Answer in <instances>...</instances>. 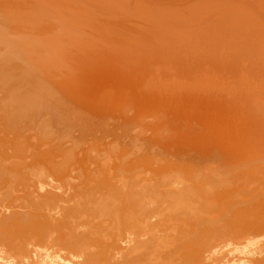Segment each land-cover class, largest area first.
Instances as JSON below:
<instances>
[{
    "label": "rangeland",
    "instance_id": "374dc122",
    "mask_svg": "<svg viewBox=\"0 0 264 264\" xmlns=\"http://www.w3.org/2000/svg\"><path fill=\"white\" fill-rule=\"evenodd\" d=\"M60 1L0 0V99L5 101L19 99L18 103L21 101L23 103L22 99L28 101L30 98V106L31 101L35 99L33 102L37 103L32 102L34 109L31 108L32 106L29 107L26 106L28 104L24 105L22 103L20 104L24 107L21 105L20 107L21 109L30 108V111L38 112L31 113V117L35 115L34 118H31L32 121L35 120L33 124L30 123L31 120L29 122V117L24 116V112L22 115H17V118L11 114L14 118L10 120L11 111L7 109L8 111L5 112L4 106L2 108L0 105V109H5L4 114L0 112V115H4V118L8 117L6 119H9H3L2 122L0 120V148H11L13 145L14 147L21 146L20 148L16 147V149L22 150V148H25V150L23 149L25 153L27 150H29L27 153L33 150H30V148L38 150L40 148L45 150L50 148L51 152L55 148V153L59 148L58 150L62 153L58 155V158L60 156L59 161H56V158L54 160V156L59 154L56 151L57 153L53 154L54 161L51 160L50 163L55 161L59 163L67 157L69 152L72 154L74 148L73 153L76 155L73 157L74 154H72L70 156L72 157L71 160H68L69 157H67L69 162L66 159V161L63 160L65 163L60 162L67 168L62 169L63 166L58 165L62 170H65L64 172L71 169V172L68 171L69 175L66 174L67 172L65 175L70 178L67 177V179L71 180L73 178L72 181L76 182L70 183L71 181H66L64 177H58V175L53 177L54 173L47 170L50 163H47L48 160H43V156H41L42 159L39 158L38 160H43L45 164L43 161L39 163L38 160L37 163H32L33 168H35L34 164L40 167L38 168L39 174L36 168L31 167L33 170H31L32 177L35 176L33 179L35 178L34 181L36 182L44 179L47 181V179L53 177V180L51 178L49 180H52L55 184L59 183L62 187H67V183V185L70 184L69 186L72 184V186L77 185L75 187L80 186L82 191L89 189L84 194L85 197H88L87 194H89V198H95L91 195L96 192V187H101L102 178L106 176L109 178L113 175L116 179L121 176L120 178L127 181L129 179H127V175L131 174L128 171L132 172V177L129 176L131 180L134 177L135 169H140V174L137 171L139 176H135L142 181V185L144 184L143 190L146 187L149 188L150 185H152V189L155 186L153 189L156 190L155 192L151 190V193H149L148 190L151 189V186L147 192H142L146 196L145 200L149 196L147 193L152 195L147 200L152 202L153 209L158 204L160 208L166 207V210L169 207L173 210L176 205H179L175 211H178L179 214L184 210L180 214L183 213L185 217L190 216L188 218L193 220L197 217L196 220H203L204 223L208 221L211 223L214 218V220L217 219L216 222H218L219 228H221L220 224L226 226L227 223L230 226L235 222L234 224H237L236 226L240 228L237 232L240 233L239 238L238 234V237L235 235L238 227L235 225L232 228L231 226L227 228L228 225L225 227L228 230L235 231H232L234 233L232 235L235 236L237 241L234 237H229V234L232 236L231 231L227 229L225 231V228L221 229L223 233L227 232L225 234H228V238L225 236L227 240L224 239L222 243L220 241L224 238V234L219 230L215 221V224L214 222L212 224L208 222L203 226V221L200 225L199 220H190L192 225L194 224L192 227L195 226V222L196 224L199 223L195 226L196 231H200L198 227L203 226L200 232L197 231V236L194 233L189 235L191 239L198 237L199 234V237L202 236L201 238L198 237L202 243H200V240L197 242L198 239L195 240L194 238V244L198 243L195 244L196 248H202L201 246L209 237L208 243L211 242V245L209 246L207 241L205 244L208 245L206 247L212 250L206 248V256L209 257V254L213 253L212 255H217L216 259L220 257L218 255L221 254V251H224V255L231 256L229 258L224 257V259L229 260L227 264L234 260V257L235 262L232 261V263L240 264L241 261L242 264L246 261L248 263V260H250L248 258L255 256V253L253 255L252 253L259 248L257 243L264 242V233L256 231L255 227L250 228L254 230H252L253 232L248 233L247 231L249 230L247 227H250L252 223H264L262 218L264 217V0ZM58 2L61 6L58 5ZM96 3L99 4V7ZM69 5L71 7H67ZM34 7L36 8L34 9ZM10 10L11 12H9ZM110 12L113 13L110 14ZM12 18L13 21H9ZM43 26L44 28H42ZM16 28L21 29L18 32ZM22 50L24 51L22 52ZM19 91L21 92L19 93ZM17 93L19 97L16 96ZM38 96H40V99ZM44 97H46V100ZM49 97L51 99H48ZM2 100H0V104L3 102ZM15 102L13 100L12 103L9 101L4 103L13 104L17 110L12 106L13 109L11 105L6 106L13 109L12 112L14 110L19 112L20 108L16 106L19 104ZM37 104L42 106H38L41 109H37V106H35ZM5 113H7V116ZM27 115L29 116L30 112ZM23 126L25 129L20 128ZM19 132H22L20 136ZM9 134L11 135L8 137ZM224 138L228 139L222 141ZM60 148L64 149L63 152L66 148L69 150L72 148V151L67 152L66 150L67 153L64 154L65 152L63 153ZM77 148H79V151H77L79 154L76 152ZM86 148L89 153L86 152ZM88 148L93 149L92 152ZM99 150H103L102 155ZM109 150H111V154L108 153ZM115 150H117V153ZM118 151H121L120 154ZM85 153H87L86 158ZM113 153L119 155L115 156L116 154ZM123 156H126V158ZM102 157L104 159L109 158L110 163L107 159H105L108 161L106 163L104 160L102 161ZM118 157L120 160H117ZM73 158L77 159L78 163L81 160L79 164L82 163V159L83 163L85 160V163L81 164L82 166L78 165ZM121 158L123 159L121 160ZM136 158L137 161H135ZM223 159H225V162ZM71 161L76 162L75 165ZM87 164H91V167H87ZM135 164L136 168H130ZM41 166L44 168L41 169ZM82 167L83 170H81ZM121 167L122 169L124 167V170L127 167V173L123 170L125 174H122ZM73 168H76L77 171ZM93 168L95 171H92ZM97 169L101 170L100 174ZM42 170H45L43 172L46 173V176ZM73 170L76 172L74 171V173ZM86 170L87 172H85ZM88 170L92 176L89 175ZM78 171L83 172L82 177H87V183L84 177L79 176L81 173L78 174ZM72 173H74V176L71 175ZM94 173H97V176ZM75 176L76 178H74ZM78 176L80 180L77 179ZM111 177L109 180H111ZM99 178L101 180L100 185L96 186V181H99ZM114 178H112L113 181ZM57 179L59 180L57 181ZM93 179H96L95 182ZM49 180L48 182H50ZM81 180L84 182L82 183ZM117 181L115 180L113 183ZM48 182L41 183L47 187L48 184L46 183ZM52 182L49 184H52ZM92 183L93 185H91ZM94 184L96 187H94ZM69 186L68 188H72ZM92 186L95 190L91 188ZM99 187L97 190L102 191ZM90 189L94 191L92 192ZM247 189L248 191H246ZM182 191L184 192L181 193ZM104 192L105 190L96 193L103 194ZM174 192L177 194H174ZM99 194L98 197H101L102 195ZM174 195H177V197ZM178 195L180 196L178 197ZM182 196L185 200L182 199ZM0 197V205L3 204V207L7 202H10L11 205H15L17 202L20 204L16 198L11 199L13 203L10 198L6 197L5 200V197ZM242 198L246 200L244 201ZM172 199L175 202H172ZM3 200L5 201L3 202ZM163 200H167L164 205ZM169 200L171 203L168 204ZM161 205L164 207H161ZM157 208L159 209V206L154 210L156 211ZM192 211L199 215L196 216L194 213L191 215L190 212ZM221 211L229 218L227 219ZM201 214L204 216L202 217ZM193 215L196 217L192 218ZM245 216H248V218ZM224 217L226 220H224ZM259 217L262 221H259ZM221 218L226 223L221 221ZM234 219L235 221L232 222ZM227 220H229V223ZM254 220L257 221L254 222ZM251 221L252 223H250ZM207 225L210 228L209 232ZM195 227L194 229L191 228L192 232H196ZM204 227L207 228L209 234L212 230L210 236ZM234 227L236 229H233ZM214 231L221 233L222 238L221 235H216ZM247 233L251 235V238L248 237ZM242 234L245 236L244 239L248 240L241 241L243 240L241 238L244 237ZM203 236L204 238L208 237L204 239ZM214 236H219L220 239L217 237L218 242L217 238L212 240ZM252 236L254 237L252 238ZM249 238L250 243L248 242ZM239 239L241 242H239ZM192 241L190 240L192 243H190V246L194 248ZM212 243L216 245L213 244L212 246ZM261 245L259 250H261ZM202 251L204 250L202 249ZM225 251L228 253L226 254ZM212 255L211 258L207 257L209 262L212 261V264L213 262L214 264H223L226 261V259H222L223 253L222 258H219L222 259L223 263L217 259L216 261ZM241 256L242 258H240ZM238 259L239 261H236ZM208 261L207 263L211 264Z\"/></svg>",
    "mask_w": 264,
    "mask_h": 264
},
{
    "label": "bare ground",
    "instance_id": "6f19581e",
    "mask_svg": "<svg viewBox=\"0 0 264 264\" xmlns=\"http://www.w3.org/2000/svg\"><path fill=\"white\" fill-rule=\"evenodd\" d=\"M30 0H28L29 2ZM45 1V0H44ZM62 1V0H61ZM60 1V2H61ZM108 1V0H107ZM113 1V0H112ZM16 2V1H15ZM18 2V1H17ZM33 2V1H32ZM43 2V0H42ZM49 2V0H48ZM52 2V1H50ZM56 2V1H55ZM87 2V1H86ZM100 2V0H99ZM118 2V1H117ZM2 3V2H1ZM24 3V2H23ZM34 3V2H33ZM32 3V4H33ZM38 3V2H37ZM36 3V4H37ZM46 3V2H45ZM68 3V2H67ZM79 3V2H78ZM84 3V2H82ZM108 3V2H107ZM120 3V2H119ZM118 3V4H119ZM31 4V2H30ZM50 4V3H49ZM57 4V3H56ZM81 4V3H80ZM91 4V3H90ZM97 4V3H96ZM105 4V3H103ZM110 4V3H109ZM116 4V3H115ZM114 4V6H115ZM25 5H26V2H25ZM34 5V4H33ZM32 5V6H33ZM47 5V4H46ZM58 5L59 2H58ZM82 5V4H81ZM85 5V3H84ZM99 4H97L98 6ZM101 5V4H100ZM117 5V4H116ZM10 6V5H9ZM13 6V5H12ZM19 6V5H18ZM23 6V5H22ZM27 6V5H26ZM37 6V5H36ZM61 6V5H60ZM63 6V4H62ZM75 6V4H74ZM11 7V6H10ZM21 7V6H19ZM66 7V5H65ZM67 7H71L70 5L67 6ZM93 7V6H92ZM96 7V6H95ZM99 7V6H98ZM101 7V6H100ZM32 8V7H31ZM36 7H34L35 9ZM76 8V7H75ZM82 8V6H81ZM89 8V6H88ZM106 8V7H105ZM116 8V6H115ZM1 9V8H0ZM42 9V8H41ZM54 9V8H53ZM65 9V8H64ZM103 9V8H102ZM110 9V8H108ZM6 10V9H5ZM9 10V9H8ZM17 10V9H16ZM22 10V9H20ZM24 10V9H23ZM27 10V8H26ZM32 10V9H31ZM39 10V9H38ZM37 10V11H38ZM75 10V9H74ZM73 10V12H74ZM81 10V9H80ZM87 10V9H86ZM117 10V9H116ZM120 10V9H119ZM1 11V10H0ZM41 11V10H40ZM43 11V10H42ZM41 11V12H42ZM60 11V10H59ZM64 11V10H63ZM96 11V10H95ZM98 11V10H97ZM103 11V10H102ZM112 11V10H111ZM3 12V10H2ZM1 12V14H3ZM11 12V10L9 11ZM26 12V11H25ZM79 12V11H78ZM83 12V11H82ZM107 12V11H106ZM114 12V10H113ZM112 12V13H113ZM19 13V12H18ZM28 13V12H27ZM80 13V12H79ZM110 12V14H112ZM10 14V13H9ZM30 14V12H29ZM69 14V13H68ZM109 14V13H108ZM124 14V13H123ZM57 15V14H56ZM74 15V14H73ZM32 16V15H31ZM36 17V15H34ZM42 16V15H41ZM21 17V16H20ZM33 17V16H32ZM59 18V16H57ZM75 17V15H74ZM15 18V17H14ZM38 18V17H37ZM44 18V17H43ZM72 18V17H71ZM80 18V17H79ZM109 18V17H108ZM41 19V17H40ZM89 19V18H88ZM122 19V18H121ZM4 20V19H3ZM2 20V21H3ZM29 20V18H28ZM34 20V18H33ZM43 20V19H42ZM41 20V21H42ZM51 20V19H50ZM98 20V19H97ZM1 21V20H0ZM9 21H13V18L12 20H9ZM20 21V20H19ZM36 21V20H35ZM38 21V20H37ZM102 21V20H101ZM115 21V20H114ZM5 22V21H3ZM40 22V21H39ZM8 23V22H7ZM29 23V22H28ZM46 23V21H45ZM45 23H43L45 25ZM67 23V22H66ZM82 23V22H81ZM6 24V23H5ZM27 24V23H26ZM40 24V23H39ZM48 24V23H47ZM13 25V24H12ZM17 25V24H16ZM90 25V24H89ZM127 25V24H126ZM38 26V25H37ZM5 27V26H4ZM8 27V26H7ZM14 27V26H13ZM80 27V26H79ZM6 28V27H5ZM12 28V27H11ZM44 28V26L42 27ZM49 28V27H48ZM1 29V28H0ZM18 30V28H16ZM21 29V28H20ZM20 29L18 30V32L20 31ZM32 30V29H31ZM104 30V29H103ZM23 31V30H22ZM30 31V30H29ZM40 31V30H38ZM37 31V32H38ZM42 31V30H41ZM50 31V30H49ZM5 32V31H4ZM10 32V31H8ZM47 32V31H46ZM2 33H3V30H2ZM36 33V32H35ZM110 33V32H109ZM115 33V32H114ZM22 34V33H21ZM26 34V33H25ZM37 34V33H36ZM39 34V33H38ZM41 34V33H40ZM5 35V34H4ZM13 35V34H12ZM11 35V36H12ZM30 35V34H29ZM35 35V34H34ZM33 35V36H34ZM3 36V35H2ZM6 36V35H5ZM28 36V35H27ZM17 37V36H16ZM22 37V36H21ZM11 38V37H9ZM13 38V37H12ZM9 40V39H8ZM11 41V40H10ZM14 41V40H13ZM9 42V41H8ZM23 42H24V39H23ZM14 43V42H13ZM40 43V42H39ZM1 44V43H0ZM24 44V43H23ZM63 45V44H62ZM27 46V45H26ZM25 47V46H24ZM32 48V47H31ZM53 49V48H52ZM25 50V49H24ZM22 50V52L24 51ZM46 50V49H45ZM28 51V50H27ZM53 51V50H52ZM13 52V51H12ZM21 52V51H20ZM39 53V52H38ZM41 53V52H40ZM9 55V54H8ZM32 68V67H31ZM232 73V72H231ZM41 78V77H40ZM50 81V80H49ZM37 83V81H36ZM42 83V82H41ZM37 86V85H36ZM56 86V84H55ZM54 86V87H55ZM38 87V86H37ZM53 87V86H52ZM60 88V86H58ZM40 88V87H39ZM58 89V88H57ZM15 90V89H14ZM28 90V89H27ZM37 90V89H36ZM43 90V89H42ZM53 90V89H52ZM55 90V89H54ZM32 91V90H31ZM34 91V90H33ZM46 91V90H45ZM49 91V90H48ZM65 91V90H64ZM181 91V90H180ZM3 92V91H2ZM21 91H19L20 93ZM86 92V91H85ZM14 93H16L14 91ZM54 93V92H53ZM68 93V92H67ZM48 94V93H46ZM51 94V93H50ZM55 94V93H54ZM53 94V95H54ZM8 95V94H7ZM10 95V94H9ZM20 95V94H19ZM41 95V94H39ZM14 96V95H13ZM16 96H18V93L16 94ZM42 96V95H41ZM49 96V94H48ZM46 96V97H48ZM56 96V95H55ZM6 97V96H5ZM10 97V96H8ZM19 97V96H18ZM17 97V98H18ZM26 97V95H25ZM34 97V96H33ZM36 97V96H35ZM39 99H40V96H38ZM46 97L45 100H46ZM165 97V96H164ZM198 97V96H197ZM15 98V97H14ZM42 98V97H41ZM53 98V97H52ZM56 98V97H55ZM58 98V97H57ZM86 98V97H85ZM4 99V98H3ZM6 99V98H5ZM30 99V98H29ZM28 99V101H26V99H22L24 102L22 103V101L20 103L26 105V106H29L31 107L32 106V102L35 101V99H31V106L29 105V102L30 100ZM38 98H36V100L39 101ZM43 99V98H42ZM48 99H51L50 97ZM66 99V98H65ZM209 99V98H208ZM2 100V99H0ZM15 100L16 104H19V105H16L18 106L20 109H19V112L16 111L17 108L13 105V104H10L12 103V101ZM44 100V102H45ZM89 100V98H88ZM99 100V99H98ZM3 102H1V107L4 106V108L6 109L5 112H7L8 110L11 111L10 115H9V119L11 120L12 116L16 117L17 118V115H22V113L24 112V116L26 118L29 119V122L31 120L30 123L33 124V120L31 118H34L35 115H33V117H31V113H38L37 111H30V108L29 109H21L20 107V103L19 102V99H10L8 100L10 103L9 105H11V107H15L16 110L15 113L12 112V110L14 109H9V105L8 103L5 104L4 102H8L7 100H2ZM42 101V100H41ZM70 101V100H69ZM72 101V100H71ZM78 101V100H77ZM180 101V100H179ZM199 101V100H198ZM28 102V103H26ZM49 102V101H48ZM64 102V101H62ZM81 102V101H80ZM99 102V101H98ZM97 102V103H98ZM170 102V101H169ZM172 102V101H171ZM219 102V101H218ZM34 103V102H33ZM37 103V102H36ZM34 103V104H36ZM54 103V102H53ZM75 103V102H73ZM5 104V105H4ZM40 104V103H39ZM39 104L35 105L37 106V109H41V108H38L39 107H42L40 106ZM43 104V103H42ZM52 104V103H51ZM213 104V103H212ZM8 105V106H6ZM24 105H21L24 107ZM66 105V104H65ZM80 105V104H79ZM158 105V104H157ZM6 106V107H5ZM34 106V105H33ZM33 106L31 107L32 109ZM100 106V105H99ZM162 106V105H161ZM0 107V108H1ZM8 107V108H7ZM22 107V108H23ZM59 107H60V104H59ZM63 107V106H62ZM3 108V107H2ZM26 108V107H25ZM80 108V107H79ZM180 108V107H179ZM5 109H0V112L4 114V110ZM8 109V110H7ZM45 109V107H44ZM110 109V108H109ZM172 109V108H171ZM23 110V111H22ZM28 110V111H27ZM88 110V109H87ZM129 110V109H128ZM168 110V109H167ZM3 111V112H2ZM26 111V112H25ZM102 111V110H101ZM230 111V110H229ZM16 112H18L16 114ZM28 112V113H27ZM30 112V115L28 116L27 114H29ZM58 112V111H57ZM64 112V111H63ZM20 113V114H19ZM139 113V111H138ZM180 113V112H179ZM11 114H13L11 116ZM93 114V113H92ZM5 115L7 116V113H5ZM68 115V114H67ZM74 115V114H73ZM77 115V114H76ZM5 116V117H6ZM2 117V119H1ZM13 117V118H14ZM21 117V116H20ZM23 117V116H22ZM42 117V116H41ZM44 117V116H43ZM73 117V116H72ZM140 117V116H139ZM8 118V117H6ZM4 118V115H0V120L2 122L3 119L5 120H9V119H6ZM12 118V119H13ZM15 118V119H16ZM19 118V117H18ZM56 118V117H55ZM69 118V117H68ZM67 118V119H68ZM233 118V117H232ZM42 119V118H41ZM22 120V119H21ZM40 120V119H39ZM38 120V121H39ZM44 120V119H43ZM65 120V119H64ZM72 120V119H70ZM69 120V121H70ZM126 120V119H125ZM180 120V119H179ZM4 121V120H3ZM28 121V120H27ZM37 121V122H38ZM42 121V120H41ZM46 121V120H45ZM81 121V120H80ZM9 122V121H8ZM13 122V120H12ZM36 122V123H37ZM139 122V121H138ZM211 122V121H210ZM23 123V122H22ZM39 124H41L40 122H38ZM43 123V121H42ZM178 123V122H177ZM205 123V122H204ZM209 123V122H208ZM234 123V122H233ZM9 124V123H7ZM203 124V123H202ZM213 124V123H212ZM155 125V124H154ZM19 126V125H18ZM21 126V125H20ZM32 126V125H31ZM46 126V125H45ZM234 126V125H233ZM1 127V126H0ZM35 127V126H34ZM229 127V126H228ZM8 128V127H7ZM11 128V127H10ZM9 128V130H10ZM20 128H24L23 127H20ZM38 128V127H37ZM132 128V127H131ZM25 129V128H24ZM46 129V128H45ZM49 129V128H48ZM215 129V128H214ZM219 129V128H218ZM20 130V129H19ZM42 130V129H41ZM126 130V129H125ZM134 130V129H133ZM203 130V129H202ZM221 130V129H220ZM28 131V130H27ZM31 131V130H29ZM38 131V130H37ZM13 132V131H12ZM22 132H24L22 130ZM22 132H19V136L21 135ZM41 132V131H40ZM148 132V131H147ZM150 132V131H149ZM152 132V131H151ZM219 132V131H218ZM222 132V131H221ZM4 133V132H3ZM11 133V132H10ZM16 133V132H15ZM111 133V132H110ZM14 134V133H13ZM26 134V133H25ZM202 134V133H201ZM224 134V133H223ZM226 134V133H225ZM11 134L8 135V137L10 136ZM27 135V134H26ZM29 135V134H28ZM47 135V134H46ZM220 135V133H219ZM230 135V134H229ZM262 135V134H261ZM3 136V135H2ZM223 136V135H221ZM264 136V134H263ZM237 137V136H236ZM257 137V136H256ZM6 138V137H5ZM23 138V137H21ZM217 138V137H216ZM241 138V137H240ZM259 138V137H258ZM44 139V138H43ZM98 139V138H97ZM102 139V138H101ZM100 139V140H101ZM220 139V138H219ZM226 138L222 139L225 140ZM228 139V138H227ZM226 139V140H227ZM230 139V138H229ZM234 139V138H233ZM9 140V139H8ZM5 141V140H4ZM221 141V142H222ZM240 141V140H239ZM262 141V140H261ZM43 142V141H42ZM56 142V141H55ZM169 142V141H168ZM201 142V141H200ZM225 142V141H224ZM232 142V141H231ZM260 142V141H259ZM9 143H10V140H9ZM12 143V142H11ZM89 143V142H88ZM206 143V142H205ZM217 143V142H216ZM264 143V142H263ZM7 144V143H6ZM204 144V143H203ZM213 144V143H212ZM2 145V144H1ZM11 145V144H10ZM87 145V144H86ZM161 145V144H160ZM239 145V144H238ZM16 146V145H15ZM24 146V145H23ZM40 146V145H39ZM131 146V145H130ZM223 146V145H222ZM226 146V145H225ZM264 146V145H263ZM3 147V146H2ZM17 147V146H16ZM16 147H5V148H0V196H3L5 197V200H6V197L10 200L13 199V198H16L18 199L17 201L20 202V204L17 202L15 205H11L10 202H7L6 204H4L5 206L3 207V204H1V208H0V264H206L207 261H208V258L213 254H209V257L206 256L205 254L207 253L206 252V248H209V247H206L208 246L207 244H205V242L207 241V243L209 242L210 238L207 237L203 238L204 239H207L203 244L205 245H200L202 248H196V245L195 244H198V243H195L194 244V238L191 239V236L190 233H194L195 236H197L199 230L196 231V225H200L202 224V221L203 220H199V223L196 224L195 222V231L196 232H192L191 228L194 229V227H192V220L191 218H188V217H185L182 214H180L181 212H179L178 214V211H175V209L178 208V206L176 205V208L175 209H170L171 207H169V209L166 210V207L165 208H160V205L158 204L159 206V209L157 208L156 211L154 210L156 207H158L157 205L154 206L155 208L153 209V205H152V202L150 200H147L148 197H150L151 194V190L154 191L153 189L155 188L154 184V188L152 189V185L151 186V189H150V186L149 188L146 187V189L143 190L144 188V184L142 185L141 184V180L140 179H137L136 176H139L138 175V172L140 174V169L136 170L135 169V174H134V177L133 179L130 180V177L132 172H129L127 169V167H125L126 169L124 170V167L122 169V167L120 169H122L121 171L123 172L122 174H125L127 173H131L130 175H125V178L127 177V181L123 180V178H120L119 176L116 178H114V176L112 175L111 177V180L113 181L112 178H114L115 180H118L117 182L113 183V182H110L111 180H109V178L104 177L102 178V184H101V187L98 186V184L100 185V178H99V181H96V186H98L99 188H101L100 190L102 191H99L97 190L98 187L95 186L94 184V187H96V190L93 188V186L91 187L92 189H94L96 192H103L105 190V192L103 194H99V193H96L94 192V194H92L91 196H94L95 198L93 197H90L89 198V194L88 197H85L84 194H86L85 192H88L89 189H87L86 191H82V188L80 187H75V186H69L67 185L66 183V186L67 187H62L61 185L58 184H55L52 182V180L54 179L53 177L55 175H58V177H64L66 179V181H71L70 183H74L76 181H72L69 180L70 178L67 176L69 175L68 174V171L70 170V172L72 171L71 169H68L69 170H66V172H64L65 170H62L65 166H63L62 164L65 163L63 160H67V157L68 160H71L72 157V154L73 157L76 155L75 153H73L75 150L74 148L72 149L73 152L71 154V152L69 151H72L71 149H67V152L68 155L66 158L62 159L61 161L63 162H56V161H59L58 159V155H61L62 153H60L61 151H59L58 149L56 151H58L59 154H56L57 153L55 151L54 153V150L55 148L52 150V152L47 148L46 150L44 148H40V150L38 149H35V148H30L33 149L31 150L29 153H27V150L26 153L24 152L25 148H22V150L20 149H16ZM19 147V146H18ZM17 147V148H18ZM21 147V146H20ZM19 147V148H20ZM74 147V146H73ZM221 147V146H220ZM230 147V145H229ZM246 147V146H245ZM132 148V147H131ZM143 148V147H142ZM233 148V147H232ZM24 149V150H23ZM29 149V147H28ZM42 149V150H41ZM44 149V150H43ZM62 148H60L61 150ZM83 149V148H82ZM88 149H91V148H88ZM98 149V148H97ZM96 149V150H97ZM101 149V148H100ZM105 149V148H104ZM103 149V150H104ZM108 149V148H107ZM116 149V148H115ZM139 149V148H138ZM217 149V148H216ZM64 149H62V152H63ZM66 150L63 152L64 154H66ZM87 150V148H86ZM93 149L90 150V152H92ZM95 150V148H94ZM102 150V151H103ZM121 150V148H120ZM166 150V149H165ZM173 150V149H172ZM33 151V152H32ZM79 151V148L76 149V152ZM102 151L99 150V152L101 153L102 155ZM111 150L108 151L109 154ZM116 153H117V150H115ZM123 151V150H122ZM84 152V151H83ZM86 152L89 153V150H87ZM119 152V151H118ZM121 152V151H120ZM119 152V154H120ZM195 152V151H194ZM79 154V152H77ZM116 153H113V154H116ZM165 153V152H164ZM219 153V152H218ZM217 153V154H218ZM57 156V157H55ZM77 154V155H78ZM82 154V153H80ZM86 154L85 153V158H86ZM119 154H116L115 156L119 155ZM131 154V153H130ZM135 154V153H134ZM174 154V153H173ZM83 155V154H82ZM106 155V154H105ZM41 156H43V160L45 161H49L47 163H50V161H54L56 160L55 162L53 163H50L48 166H49V169H47L46 167H48L46 165V169L49 170V171H52L54 173L53 177L50 178L52 180H49L50 178L49 177H46V178H49L47 179H44V180H41V181H38L40 182V184H38V182L34 181L33 176L32 177V173H31V167L33 168V164L32 163H37V160L39 158H41ZM53 156H54V160H53ZM66 156V155H65ZM111 156V155H110ZM223 156V155H222ZM63 157V155H62ZM61 157V158H62ZM77 157V156H76ZM75 157V158H76ZM82 157V156H81ZM92 157V156H91ZM106 157V156H105ZM120 157V156H119ZM118 157L117 160H120ZM124 157V156H123ZM130 158H132L131 156H129ZM134 157V156H133ZM236 157V156H235ZM253 157V156H252ZM56 158V159H55ZM71 158V159H70ZM73 158V159H75ZM79 158H80V155H79ZM78 158V159H79ZM83 158V157H82ZM83 158V159H85ZM103 158V157H102ZM112 158V156H111ZM126 158V156L124 157ZM135 158V157H134ZM220 158V157H219ZM229 158V157H228ZM42 159V158H41ZM83 159H82V163L81 164H84L85 163V160H84V163H83ZM107 159V158H105ZM104 158L102 159V161L104 160L105 163L108 162L110 163V160L109 158L107 159L108 161H106ZM123 158H121L122 160ZM152 159V158H151ZM41 160V161H43ZM65 160V161H66ZM67 160V162H69ZM76 162L78 161L77 159H75ZM73 160V161H75ZM128 160V159H127ZM224 162H225V159H223ZM39 161V160H38ZM39 161V163L41 162ZM71 161V162H73ZM81 160H79V163H80ZM90 161V160H88ZM101 161V160H100ZM116 161V160H115ZM126 161V160H125ZM137 161V158L136 160ZM162 161V160H161ZM165 161V160H164ZM212 161V160H211ZM75 162V163H76ZM98 162V161H97ZM120 162V161H119ZM118 162V163H119ZM182 162V161H181ZM44 163V161H43ZM74 163V162H73ZM74 163V165H75ZM78 163V162H77ZM78 165H81L79 164ZM91 163V162H90ZM45 164V163H44ZM58 164H61L60 166H63L62 169L61 167L58 165ZM102 164V162H101ZM100 164V165H101ZM115 164V163H114ZM113 164V165H114ZM138 164V163H137ZM202 164V163H201ZM204 164V163H203ZM213 164V163H212ZM32 165V166H31ZM41 165V164H40ZM69 165V164H68ZM77 165V164H76ZM86 165V164H85ZM88 166L87 167H91V164H87ZM90 165V166H89ZM125 165V164H123ZM127 165V163H126ZM39 166V165H38ZM37 164L35 166L34 164V167L37 169V172L39 174V171H38V167ZM44 166V165H43ZM82 166V165H81ZM80 166V167H81ZM96 166V165H95ZM94 166V168H95ZM119 166V165H118ZM121 166V165H120ZM138 166V165H137ZM150 166V165H149ZM196 166V165H195ZM205 166V165H204ZM213 166V165H212ZM256 166V165H255ZM72 167V166H70ZM86 169H88L86 166H84ZM97 167V166H96ZM108 167V166H107ZM112 167V165H111ZM111 167H108L109 169ZM136 168V164L135 166H130V168ZM247 167V166H246ZM33 168V169H35ZM44 168V167H43ZM42 166H41V169H43ZM67 168V167H65ZM77 168V167H76ZM76 168H73V169H76ZM93 168V169H94ZM104 168V167H103ZM113 168V167H112ZM111 168V169H112ZM117 168V167H116ZM129 168V170L131 171V169ZM133 168V169H134ZM139 168V167H138ZM253 168V167H252ZM263 168V167H262ZM40 169V170H41ZM92 171H95V169ZM107 169V168H106ZM148 169V168H147ZM81 170H83V167L81 168ZM90 170V169H89ZM88 170V173H90V171ZM115 170V169H113ZM117 170V169H116ZM119 170V169H118ZM125 173H124V171ZM170 170V169H169ZM206 170V169H205ZM257 170H259L257 168ZM33 171V170H32ZM36 171V170H35ZM45 171V170H42V172ZM75 170H73L74 172ZM77 171V169H76ZM75 171V172H76ZM97 171L99 172L100 174V171L97 169ZM120 171V170H119ZM118 171V172H119ZM121 171L119 172L121 174ZM138 171V172H137ZM168 171V170H167ZM186 171V170H185ZM195 171V170H194ZM215 171V170H214ZM36 172V173H37ZM40 172V173H42ZM69 172V173H70ZM74 172V173H75ZM87 172V170L85 171ZM146 172V171H144ZM149 172V171H148ZM169 172V171H168ZM171 172V171H170ZM45 173V172H43ZM42 173V174H43ZM65 173L67 175H65ZM74 173H72L71 175H73ZM78 174H80L81 172L78 171L77 172ZM83 173V172H82ZM80 174L79 176L82 177L81 175L83 174ZM250 173V172H249ZM259 173V172H258ZM41 174V175H42ZM51 174V173H50ZM76 174V175H78ZM97 174V173H96ZM94 173V175H96ZM98 174V175H99ZM117 174V173H116ZM119 174V175H120ZM204 174V173H203ZM48 175H49V172H48ZM47 175V176H48ZM64 175V176H63ZM89 175L92 176V174L90 173ZM136 175V176H135ZM148 175V174H147ZM164 175V174H163ZM232 175V174H231ZM37 176V175H36ZM45 176H46V173H45ZM66 176V177H65ZM74 176V175H73ZM79 176L77 177V179L79 178ZM86 176V174H85ZM88 176V174H87ZM97 176V175H96ZM105 176V174H104ZM156 176V175H155ZM189 176V175H188ZM245 176V175H244ZM57 177V176H56ZM57 177V178H58ZM67 177L69 179H67ZM84 177V176H83ZM82 177V178H83ZM99 177V176H98ZM103 177V176H102ZM132 177V176H131ZM186 177H187V174H186ZM192 177V176H191ZM76 178V176L74 177ZM89 178V176H88ZM97 178V177H96ZM107 178V179H105ZM165 178V177H164ZM196 178V177H195ZM43 179V178H42ZM86 183L88 182L86 179L87 177H84ZM90 179V178H89ZM148 179V178H147ZM157 179V178H156ZM207 179V178H206ZM48 180L50 182H48ZM59 179H57L58 181ZM80 180V179H78ZM83 180V179H82ZM81 180V182H82ZM96 180V179H95ZM95 180L93 179V181L95 182ZM186 180V179H185ZM184 180V181H185ZM226 180V179H225ZM61 181V180H60ZM65 181V180H64ZM239 181V180H238ZM242 181V180H241ZM254 181V180H253ZM44 182H48L46 184L47 187L43 186L42 183ZM52 184H49L51 183ZM55 182V181H54ZM63 182V181H61ZM78 182V181H77ZM84 182V181H83ZM82 182V183H83ZM99 182V183H97ZM147 182V181H146ZM177 182V181H176ZM179 182V181H178ZM182 182V181H181ZM198 182V181H196ZM205 182V181H204ZM208 182V181H207ZM212 182V181H211ZM226 182V181H225ZM249 182V181H248ZM37 183V184H35ZM65 183V182H64ZM85 183V185H87ZM220 183V182H219ZM257 183V182H256ZM77 184V183H76ZM79 184V182H78ZM183 184V183H182ZM190 184V182H189ZM201 184V183H200ZM221 184V183H220ZM239 184V183H238ZM243 184V183H242ZM255 184V183H254ZM42 185V186H41ZM93 185V183L91 184ZM143 187H142V186ZM170 185V184H169ZM185 185V184H184ZM219 185V184H218ZM232 185V184H231ZM241 185V184H240ZM251 185V184H250ZM69 187H72V188H68ZM82 186V185H81ZM84 186V185H83ZM89 186V184H88ZM147 186V185H146ZM172 186V185H171ZM181 186V185H180ZM199 186V185H198ZM236 186V185H235ZM234 186V187H235ZM176 187V185H175ZM221 187V186H220ZM226 187V186H225ZM228 187V186H227ZM232 187V186H231ZM254 187V186H253ZM179 188V187H178ZM250 188V187H249ZM263 188V187H262ZM69 189V190H68ZM92 189H90L92 191ZM110 189V190H109ZM150 189V190H148ZM205 189V188H204ZM217 189V188H216ZM253 189V188H252ZM93 190V191H94ZM107 190V191H106ZM150 191L149 193H147V195H149L147 197V199L145 200L146 196L143 195L144 192H147ZM220 190V189H218ZM227 190V189H225ZM3 191V192H2ZM92 191V192H93ZM156 191V190H155ZM154 191V192H155ZM175 191V189H174ZM177 191V190H176ZM209 191V190H208ZM213 191V190H212ZM240 191V190H239ZM248 191V189L246 190ZM252 191V190H251ZM84 192V193H83ZM143 192V193H142ZM173 192V191H172ZM180 192V191H179ZM184 191H182L181 193H183ZM200 192V191H199ZM236 192V191H235ZM260 192V191H259ZM91 193V192H89ZM160 193V192H159ZM169 193V192H168ZM180 193V194H181ZM207 193V192H206ZM215 193V192H214ZM227 193V192H226ZM261 193V192H260ZM2 194V195H1ZM97 194V196H95ZM98 194L99 195H102L101 197L99 196L98 197ZM111 194L113 195L111 197ZM154 194V193H152ZM173 194V193H172ZM174 194H177L176 192H174ZM198 194V193H197ZM255 194V193H254ZM162 195V194H161ZM188 195V194H187ZM218 195V194H217ZM261 195V194H260ZM259 195V196H260ZM263 195V194H262ZM152 196V195H151ZM157 196V195H156ZM171 196V195H170ZM177 197V195H174ZM180 195H178L179 197ZM184 196V194H183ZM182 196V197H183ZM142 197H144V199H142ZM185 197V196H184ZM182 198L185 200V198ZM251 197V196H249ZM254 197V196H252ZM261 197V196H260ZM259 197V198H260ZM93 198V199H92ZM193 198V197H192ZM202 198V197H200ZM241 198V197H240ZM245 198V197H244ZM1 199V197H0ZM4 199V198H3ZM21 201H20V200ZM243 199V198H242ZM247 199H248V196H247ZM254 199V198H253ZM3 200V202L5 201ZM8 200V201H10ZM145 200V201H144ZM171 200V198H170ZM168 201V204L171 203V201ZM176 200V199H175ZM178 200V199H177ZM181 200V199H179ZM183 200V201H184ZM237 200V199H236ZM240 200V199H238ZM244 200V199H243ZM246 200V199H245ZM244 200V201H245ZM258 200V198H257ZM13 202V200H11ZM154 202V200H152ZM167 202V200H165ZM165 201L163 200V205L165 203ZM199 201V200H198ZM264 201V200H263ZM1 202V201H0ZM11 202V203H12ZM172 202H175L173 201L172 199ZM179 202V201H178ZM232 202V201H230ZM243 202V201H242ZM241 202V203H242ZM248 202V201H247ZM14 203V202H13ZM12 203V204H13ZM156 203V202H155ZM182 203V202H181ZM185 203V202H184ZM201 203V202H200ZM223 203V202H222ZM250 203V202H249ZM262 203V201H261ZM162 204V203H161ZM166 204V203H165ZM173 205L175 203H172ZM180 204V203H179ZM233 204V203H232ZM231 204V205H232ZM237 204V203H236ZM263 204V203H262ZM155 205V204H154ZM163 205H161V207H164ZM182 205V204H181ZM227 205V204H226ZM10 206V207H9ZM151 206V207H150ZM166 206V205H165ZM172 206V205H171ZM183 206V205H182ZM217 206V205H216ZM249 206V204H248ZM191 207V206H190ZM232 207V206H231ZM243 207V206H242ZM246 207V205H245ZM154 211H152L151 210ZM194 208V207H193ZM224 208V207H222ZM229 208V207H228ZM234 208V207H233ZM244 208V207H243ZM252 208V207H251ZM4 209V210H3ZM249 209V208H248ZM179 210H181L179 208ZM173 211V212H172ZM189 211V210H187ZM223 211V209H222ZM221 211V212H222ZM176 212V213H175ZM186 212V211H185ZM200 212V211H199ZM256 212V211H255ZM192 213H194V215L198 216L199 214L195 213V212H190V214L192 215ZM227 213V212H226ZM222 214L224 215V213L222 212ZM221 214V215H222ZM232 214V213H231ZM194 215L192 216V218L194 217ZM202 215V214H201ZM230 215V214H229ZM195 216V217H196ZM204 215H202L203 217ZM220 216V215H219ZM218 216V218H219ZM226 217V214L224 215ZM228 216V215H227ZM250 216V215H249ZM258 216V215H257ZM262 216V215H261ZM194 217V218H195ZM224 217V220H226ZM232 217V216H231ZM230 217V219H231ZM243 217V216H242ZM248 218V216H245ZM200 218V216H199ZM208 218V217H207ZM210 218V216H209ZM216 218V217H215ZM227 218V217H226ZM229 218V216H228ZM227 218V219H228ZM263 220H264V217H262ZM197 219V217H196ZM194 219L193 221H198ZM203 219V218H201ZM206 219V218H205ZM212 219V218H210ZM238 219V218H237ZM252 219V218H251ZM256 219V218H255ZM191 220V221H190ZM253 220V219H252ZM258 220V219H257ZM256 220V221H257ZM262 221V219H260L259 217V221ZM189 223H188V222ZM216 222V220H214L213 218V221H211L210 224H212V222ZM221 221L222 218H221ZM228 223H229V220H227ZM235 219L232 221L234 222ZM237 221V220H236ZM250 221V220H249ZM254 220V222H256ZM205 221H203V226L204 224H208L207 223H204ZM214 222V224H215ZM220 222V220H219ZM224 222V221H223ZM246 222V221H245ZM194 223V222H193ZM218 224V222H216ZM221 223V222H220ZM226 223V222H224ZM223 223V224H224ZM231 223V222H230ZM235 223V222H234ZM233 223V225H235ZM242 223H244V221H242ZM252 223V221L250 222ZM241 224V222H240ZM249 224V223H248ZM254 224V223H252ZM249 226L250 227H247L249 228L248 233H251L253 232L254 230L253 229H250V228H253L255 227V230L256 231H259L261 233H264V223L263 222H259L258 224H254ZM221 228H219V224H218V228L219 230L223 233V230L221 229H224L225 227H227V223H226V226H223L222 224H220ZM232 224L230 225L231 228L233 226ZM237 225V224H236ZM235 225V226H236ZM202 226V227H203ZM208 226V225H207ZM211 226V225H210ZM228 225L227 228L230 227ZM243 226V224H242ZM201 227V228H202ZM206 227V226H205ZM204 227V228H205ZM213 227V226H211ZM215 227V225H214ZM238 227L237 228V231L235 232L234 230H228L227 228H225V231L226 229L228 231H231V235L233 232H235V235L237 236V232H239L238 229L239 226H236ZM241 227V226H240ZM244 228H246L245 226H243ZM241 227V228H243ZM201 228L200 226L198 227V229H200L201 231ZM203 228V230H204ZM230 228V229H231ZM207 228H205V231L207 232L206 230ZM209 226H208V232H209ZM212 229V228H211ZM217 229V228H216ZM215 229V230H216ZM233 229H236L235 227ZM214 230V229H213ZM245 230V229H244ZM242 230V231H244ZM253 230V231H252ZM199 231V232H200ZM233 231V232H232ZM241 231V230H240ZM204 232V231H203ZM207 232V233H208ZM212 230L210 231V234H211ZM217 234V232H219L217 230L214 231ZM214 232L212 233L214 235ZM245 232V231H244ZM202 233V232H201ZM225 233L227 232H224V238L221 239L220 242H224L223 240L228 238V234L226 235ZM246 233V232H245ZM247 233V235H249ZM209 234V233H208ZM207 234V235H208ZM209 234V236H210ZM234 234V233H233ZM244 234V233H243ZM242 234V236H244ZM257 234V233H256ZM192 235V234H191ZM204 235V233H203ZM221 235V233L219 234V236ZM240 235V233L238 234V236ZM258 235V234H257ZM256 235V236H257ZM262 235V234H261ZM200 236V234H199ZM198 236V237H199ZM206 236V235H205ZM219 236H217L219 238ZM223 235H221V238H222ZM226 236V238H225ZM237 236V237H238ZM193 237V235H192ZM198 237H196L198 239ZM202 237V236H201ZM199 237V238H201ZM213 237V236H211ZM214 236L213 239L217 238ZM229 237H234V235L230 236L229 234ZM247 237V236H246ZM248 237L251 238V235H249ZM254 236H252L253 238ZM195 238V240H196ZM218 238H217V242H218ZM240 238V236H239ZM244 237H242L241 241H246L248 239H244ZM250 238H249V243H250ZM220 239V238H219ZM236 239V238H235ZM190 240H193V245H194V248L190 246ZM200 239H198L197 242H199ZM227 240V239H226ZM231 240V239H230ZM204 241V240H203ZM237 241V239L235 240ZM240 239H239V242H241ZM215 242V241H213ZM216 242V243H217ZM219 242V243H220ZM263 242V241H262ZM261 244L260 243H257L259 245V248H260V245H261V250H259V248L257 250H255L256 252H253L252 255L254 254L255 256L251 257L252 258H248L250 260H248V263L246 261V263H243V264H264V242ZM200 243H202V241L200 240ZM221 243V244H222ZM243 243V242H242ZM192 244V243H191ZM209 244V243H208ZM213 244L215 243H212V246ZM234 244V243H233ZM241 244V243H240ZM245 244H247L245 242ZM211 245V242L209 244V246ZM216 245V244H215ZM218 245V243H217ZM236 245V244H235ZM257 245V246H258ZM204 246V247H203ZM248 246H250L248 244ZM216 247V246H215ZM202 249L204 251H202ZM211 249V248H209ZM219 249V248H218ZM243 249V248H242ZM212 250V249H211ZM215 250V248H214ZM259 250V251H258ZM254 251V250H253ZM210 252V251H208ZM217 252V251H216ZM224 255V251L222 252L221 251V254L219 252L220 257L216 258L217 260H220L221 263L222 262V259L225 260L226 258H229L231 256H227V255ZM226 253V251H225ZM228 253V252H227ZM226 253V254H227ZM232 253V251H231ZM229 252V255L231 254ZM216 254V253H215ZM218 254V253H217ZM208 255V254H207ZM221 255L223 256V258L221 257ZM257 255V256H256ZM214 256V259L215 257H217V255H212ZM226 256V258L224 259V257ZM233 256V255H232ZM236 256V255H235ZM208 257V258H207ZM234 257V256H233ZM211 258V257H210ZM219 258H222V259H219ZM239 258V257H237ZM236 258V259H237ZM242 258V256L240 257ZM215 259V260H216ZM211 260V259H209ZM213 260V259H212ZM214 260V261H215ZM216 260V261H217ZM231 260V258H230ZM243 260V259H242ZM235 262V257H234V260H232ZM232 261L229 263L231 264ZM236 261H239L236 260ZM241 261V259H240ZM209 262V261H208ZM212 261H210L209 263H211ZM227 262H229V260L226 259V261L223 263V264H227ZM232 263V264H235V263ZM242 262V261H241ZM240 262V264H242ZM244 262V261H243ZM237 263V262H236ZM208 264V263H207ZM212 264V263H211ZM214 264V262H213ZM217 264V263H216ZM220 264V263H218Z\"/></svg>",
    "mask_w": 264,
    "mask_h": 264
}]
</instances>
